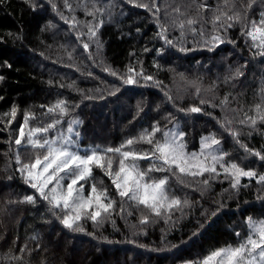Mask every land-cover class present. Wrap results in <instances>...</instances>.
I'll return each instance as SVG.
<instances>
[{
  "label": "snow or ice",
  "instance_id": "1",
  "mask_svg": "<svg viewBox=\"0 0 264 264\" xmlns=\"http://www.w3.org/2000/svg\"><path fill=\"white\" fill-rule=\"evenodd\" d=\"M23 2L33 12L45 7L42 0ZM49 2L68 26L65 31L69 33V40L61 44L67 52L68 61L77 58L78 48L72 45L82 47L83 54L80 55L86 54V59L91 62L86 68L100 67L119 81V84L109 83L107 89L97 87L84 91L76 87L75 81L67 87L75 88L82 99L90 101L105 100L106 95L119 100L130 86L156 88L163 92L165 100L160 104L143 98L137 101L129 124L135 128V122L148 117L153 110L165 122L162 124L160 119L149 117L147 126L141 125L135 134L130 132L119 146L95 144L85 147L81 128L83 121L77 112L80 103L58 92L53 102L39 106V115L32 109H24L22 121H18L21 108L13 102L7 111L0 113V133H8L4 170L9 181L18 177L24 187L19 192L7 193L0 202V216L11 218L12 213L21 206H29V210L41 222L49 224L58 221L63 230L73 233L85 232L84 222L88 220L99 227L103 221L111 219L117 209L122 217L126 209L127 216L139 212L142 231L159 219L175 228L176 223L185 216L196 217L189 237L191 241L202 238L206 226L229 207L223 195L218 202L213 201L216 205L214 208L204 207L202 200L212 190L214 182H227L228 188L222 191L229 197L233 193L238 196L242 189L250 188L252 181L260 186L259 191H264V146L257 149L242 139L245 134L251 136L259 128H264V79L258 93L259 100L244 107L236 93L228 92L222 99L217 93L220 85L227 88L242 86L251 61L238 60L235 67L229 64L223 77L217 76L207 88L203 87L199 73L191 77L187 70L181 71V66L176 63L190 53H216L222 45L230 44L241 52L247 48L251 59L264 65V0H223L222 3L217 0L215 7L205 0H125L133 8H142L150 14L157 29L155 41L159 43L152 42L151 47L145 44L140 54L129 52V63L123 72L107 64L102 56L101 30L106 23H119L114 14L117 5L112 0H76L75 5L71 0H63V11L59 4ZM81 10L85 17L83 20L78 16ZM119 15L125 13L121 11ZM55 28L56 25L49 21L41 31ZM236 29L239 30L238 36L232 34ZM136 32L139 34L141 29L136 27ZM176 32L178 36L174 35ZM128 34L131 35V32ZM6 38L23 40V29L16 33L7 32L0 37V43L6 42ZM93 45L95 53L92 51ZM142 54H153L152 68L155 71L146 68L140 58ZM57 62L53 60L54 64ZM197 65L208 67L199 60ZM64 66L98 78L90 70L82 71L78 64L67 63ZM3 67L10 69L12 65L5 61ZM163 71L170 72L174 82L179 77L186 87L178 89L174 95L160 76ZM4 80L5 77L0 75V82ZM48 84L55 87L57 81L50 78ZM59 87L62 89L65 85L60 83ZM184 93L195 97L188 106L176 102ZM4 99V96H0V101ZM164 103H170L175 112L168 109L161 112ZM233 103L236 107L232 106ZM205 106L213 110L219 108L221 115L208 112ZM176 113H183L188 119L193 118L192 114L209 116L222 132L201 134L199 148L190 149L189 130ZM224 132L232 138L234 145L243 150V156L235 155V148L233 151L227 150ZM137 145L146 147L137 148ZM248 157L255 159L242 164L241 161ZM141 161L147 162V167H143ZM256 161L260 162L259 168L253 167ZM95 169H100L111 184L97 182ZM245 179L248 183L242 182ZM177 186H180L179 189ZM183 189L199 192L201 199L189 198L186 192L182 195ZM257 200L264 207V197L258 194ZM3 223L0 221V224ZM232 233L236 237L232 243L210 247L195 257L181 260L179 264H264V215L260 218L247 216L232 228ZM59 234L63 235V232ZM18 239L13 241L16 248L9 249V253L5 254L6 257L10 255L15 264H31L34 252L46 251L36 233L29 238L35 242L32 248L28 247L27 242L19 247ZM104 239L107 240L106 237ZM0 240L7 242L6 224ZM107 242L112 243L110 240ZM127 242L146 247L136 240ZM181 243L187 242L182 240ZM170 247L175 249L179 245L172 244ZM25 254L29 257L27 261ZM41 264H46V261L42 260Z\"/></svg>",
  "mask_w": 264,
  "mask_h": 264
},
{
  "label": "trees",
  "instance_id": "2",
  "mask_svg": "<svg viewBox=\"0 0 264 264\" xmlns=\"http://www.w3.org/2000/svg\"><path fill=\"white\" fill-rule=\"evenodd\" d=\"M51 2L59 4L63 11V0H51ZM71 2L75 5L76 0H71ZM112 2L117 5L114 14L119 23H106L101 30L103 33L102 56L107 64L123 72L129 63V52L135 51L140 54L145 44L151 47L152 42L159 43L155 41L154 36L157 29L152 17L144 9L133 8L130 4L125 3V0H112ZM205 2L210 3L213 7L217 4V0H205ZM222 2L223 0H221ZM42 3L45 7L38 8L35 12L23 0H2L0 3V37H4L9 31L16 33L21 28L23 29V40L6 38V42L0 43V75L5 77V80L0 82V96L5 98L0 101V113L7 111L10 105L15 102L21 108V114L17 119L22 121L24 109H32L39 115L41 111L39 106L53 102L56 99V93L61 92L73 102L81 104L77 112L79 119L83 121L81 125L84 134L83 146L95 144L119 146L130 132L135 134L139 132L141 125L147 126L149 117L160 119L162 124L165 122L153 110L148 113V117L135 122V128L129 124L136 111L137 101L143 98L151 100L154 104H160L165 100L163 92L156 88L130 86L125 89L124 95L119 100L107 96L105 92L106 99L102 101L84 100L75 88H68L67 85L75 81L76 87L84 91L97 87L107 89L109 83L119 84V81L107 75L100 67L86 68V65H90L91 62L86 59V54L80 55L83 54L82 47L73 44L72 47L78 48L77 58L75 61H68L67 52L61 47L62 43L69 40V33L65 31L68 26L52 9L49 0H42ZM121 11L125 15H119ZM78 16L81 20L85 18L82 10L79 11ZM49 21H52L56 28L42 32L41 29ZM136 27L141 29L139 34L136 32ZM129 31L131 35L128 34ZM122 33L123 35H121ZM232 34L238 36L239 30H234ZM174 35L178 36L179 33L176 32ZM71 39L74 40L75 37L72 36ZM241 45H243V41H241ZM95 50V45H93V53ZM41 52L44 53L43 56L40 55ZM152 55L142 54L140 58L144 61L147 69L155 71L152 68ZM53 60L58 62L54 64ZM197 60L208 67H199ZM238 60L251 61L243 85L237 88L220 85L217 96L222 99L228 92L236 93L241 106L246 107L254 100H259L258 93L261 81L264 79V65L259 64L258 60H252L247 48L241 52L234 49L232 45L225 44L216 53L197 51L188 54L186 58L176 61V63L181 66V71L187 70L191 77H195L199 73L203 79V87L207 88L217 76L223 77L229 64L235 67ZM5 61L12 65L10 69L3 67ZM67 63L78 64L82 71L90 70L98 78L94 79L73 67L64 66ZM160 76L170 86L174 95L178 89L186 87L179 77H176L174 82L170 72L163 71ZM50 78L57 81L55 87L48 84ZM60 83H63L65 87L61 89ZM188 91L194 90L188 89ZM254 93L257 95L254 96ZM194 100V95L184 93L182 98H178L176 102L188 106ZM232 106L236 107V104L233 103ZM205 108L208 112L214 111L217 116L221 115L219 108L215 110L207 106ZM164 109L175 112L170 103H164L161 112ZM176 115L182 118L183 126L189 130L190 149H198L201 134H207L210 131L222 132L216 121L209 116L192 114L193 118L188 119L184 117L183 113H176ZM66 127L67 125H65ZM193 128L194 131H192ZM223 135L226 139L227 150L233 151L235 148L234 154L243 156V150L234 145L232 138L226 132ZM7 138V132L0 133V202L3 201L7 193L19 192L24 187L18 177L14 181L7 179L4 170L7 163ZM242 139L250 146L260 149L264 146V128H259L251 136L245 134ZM143 147L146 145H137V148ZM253 159L255 158L248 157L241 163L246 164ZM259 163L256 161L253 167L259 168ZM141 165L147 167V162L141 161ZM94 175L97 182L103 181L104 184H111L100 169H95ZM242 182L248 183L246 179ZM8 185L11 187H6ZM179 187L177 186L178 189ZM225 188H228L227 182H214L212 190L206 193L202 203L205 208L210 206L214 208L216 205L213 201L218 202L223 195L229 207L225 208L213 223L206 226L202 238H193L191 241L189 237L195 226L196 217L185 216L182 221L176 223L175 228L170 227V224H166L163 219H159L142 231L139 225V212L127 216L126 209L124 217H122L117 209L113 217L103 221L99 227L94 226L88 220L84 222L85 232L73 233L63 230L58 221L49 224L41 222L29 210V206H21L12 213L11 218L0 216V221L4 222L0 224V234L4 233V224L7 225V242L0 240V264H15L10 255L6 257L5 254L9 253V249L16 248L13 241L17 240V237L19 238V247H23L26 242L29 248L34 247L35 242L29 240L34 233L40 236L46 251L34 252L31 264H41L42 260L46 261V264H179L181 260L195 257L210 247L220 246L226 242L232 243L236 239L232 228L249 215L256 218L264 215V207L257 200L258 194L264 197V191H259L260 186L256 185L255 181H252L250 188L242 189L238 196L233 193L229 197L222 191ZM185 192L189 198L201 199L199 192L193 193L191 189H183L181 194L183 195ZM116 199L118 200L119 197ZM237 204H239V211H237ZM199 218L203 219V217ZM60 232H63V235H60ZM105 237L107 240L104 239ZM109 240L112 243H108ZM128 240H136L146 247H137L134 243H128ZM182 240L187 243H181ZM172 244L179 245V247L173 249L170 247ZM28 259L29 257L25 254V260Z\"/></svg>",
  "mask_w": 264,
  "mask_h": 264
},
{
  "label": "rangeland",
  "instance_id": "3",
  "mask_svg": "<svg viewBox=\"0 0 264 264\" xmlns=\"http://www.w3.org/2000/svg\"><path fill=\"white\" fill-rule=\"evenodd\" d=\"M85 147H87V146H85ZM199 148V147H198Z\"/></svg>",
  "mask_w": 264,
  "mask_h": 264
}]
</instances>
